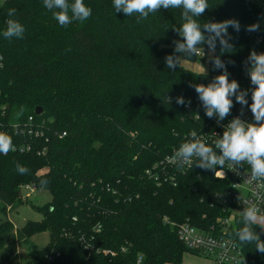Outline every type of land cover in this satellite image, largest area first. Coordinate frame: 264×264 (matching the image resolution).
I'll use <instances>...</instances> for the list:
<instances>
[{"label":"trees","instance_id":"trees-1","mask_svg":"<svg viewBox=\"0 0 264 264\" xmlns=\"http://www.w3.org/2000/svg\"><path fill=\"white\" fill-rule=\"evenodd\" d=\"M84 3L91 17L67 27L43 0L0 3V132L10 134L16 147L0 154V214L23 204V185L51 197L32 207L41 215L37 222L21 229L0 222V264H18V245L35 264H180L184 254L197 256L164 219L223 235L247 263L264 264L254 244L240 245L234 236L243 227L242 216L230 214L223 199L232 179L195 165L181 172L166 162L192 132L218 131L241 109L233 97L224 121L206 116L190 85H206L221 74L209 61L206 74L180 63L167 67V55L188 62L199 58L174 52V41L182 39L176 31L182 10L162 9L137 23L135 15L116 13L112 0ZM208 5L201 24L236 19L241 25L239 32L229 28L233 49L221 52L217 43L215 55L234 61L227 63L229 79L249 90V102L244 62L253 49L264 52V27L245 28L258 22L262 9L251 0H208ZM10 8L25 26L23 39L3 37ZM181 96L184 105L176 103ZM29 117L40 136L27 133ZM17 162L29 172L19 174ZM256 231L264 240V231ZM42 233H48V242L38 248L31 238Z\"/></svg>","mask_w":264,"mask_h":264},{"label":"clouds","instance_id":"clouds-1","mask_svg":"<svg viewBox=\"0 0 264 264\" xmlns=\"http://www.w3.org/2000/svg\"><path fill=\"white\" fill-rule=\"evenodd\" d=\"M116 13H123L128 17L137 16V23L146 20L150 14L163 10H182V26L176 30L181 40L174 41V52L184 56L205 54L203 45H207L209 62L214 69L222 70L221 74L215 76L208 84L190 85L194 87L202 102L205 114L208 118L217 117L218 122L224 121L231 114L235 102L241 105V116L244 107L250 108L253 122L236 116L225 126L222 135L214 141V147L197 133L192 132L191 138L181 143L178 149L173 150L171 161L181 172L185 167L192 168L195 165L204 170H214L215 176L219 175L225 165L230 170L236 171L247 164L250 168V179L264 184V52L258 53L254 49L250 51L246 65V73L250 77L251 104L248 102L249 90H242L235 79H229L230 73L227 63L215 55L217 43L222 50L233 49L231 27L236 32L241 30V25L236 19L223 21H206L201 24L199 18L209 9L208 0H112ZM44 7L52 12L53 18L61 27H67L74 20L84 22L92 15L91 7L85 5L84 0H43ZM10 19L6 22L3 37L9 41L13 38L23 39L25 26L17 19L15 8L7 12ZM259 23L246 26L245 31H259ZM70 51V49H69ZM227 52V51H225ZM181 60L180 56L167 55L165 62L168 68L175 69ZM204 68V67H203ZM206 74V69L204 68ZM169 100L171 98H168ZM179 105L185 104V99L176 98ZM189 105L191 101L187 102ZM199 117V116H198ZM200 118V117H199ZM13 138L6 132H0V154L7 155L15 151ZM16 171L25 175L29 169L19 162L15 165ZM219 169V170H217ZM41 187L47 185L48 181L41 179ZM243 227L235 231L234 236L240 245L254 244L255 249L264 254V240L257 233L256 228L264 230V211L256 203H248L241 212Z\"/></svg>","mask_w":264,"mask_h":264},{"label":"built area","instance_id":"built-area-1","mask_svg":"<svg viewBox=\"0 0 264 264\" xmlns=\"http://www.w3.org/2000/svg\"><path fill=\"white\" fill-rule=\"evenodd\" d=\"M201 55V53H198L195 56L201 58ZM245 79L249 82L250 86V77L247 75V73H245ZM252 87L253 86L251 85L250 89ZM250 104L251 96L249 99V105ZM236 116H241V109H239L237 113L234 114L221 127L220 130L211 131L201 137H203L208 142L209 146L214 147V141L219 138L218 135H222L224 126ZM241 119L248 122H253V116L250 108L244 107ZM32 122V118L29 117L28 123L30 126L27 133L33 134L35 137L40 136V132L38 130H32ZM166 162L173 163L171 161V157L166 158ZM217 178L232 179L230 188L223 198L224 203L229 206L230 214H233L234 211L241 213L248 203L258 204L261 210L264 211V184H261L257 181H252L250 179V168L247 164H245L243 168H239L236 171L230 170V166L225 165L222 170H219V175ZM20 189L21 195L25 200L29 199L34 191V189L29 185H23L20 187ZM227 222L228 220L225 221V223ZM164 223L169 225L174 230L178 240L185 246L187 250L196 253L198 257L211 260L212 264H249L244 260L241 255V251L235 246V244L230 239L225 238L223 235L203 233L187 223L176 225L167 221L166 219H164Z\"/></svg>","mask_w":264,"mask_h":264},{"label":"rangeland","instance_id":"rangeland-1","mask_svg":"<svg viewBox=\"0 0 264 264\" xmlns=\"http://www.w3.org/2000/svg\"><path fill=\"white\" fill-rule=\"evenodd\" d=\"M256 3L261 9V15L258 19V23L261 27H264V0H251ZM2 0H0V3ZM204 55L201 58L196 59L193 62H188L183 59L179 61L180 65L192 72L205 73L204 68L207 72L209 55L208 50H204ZM204 67V68H203ZM21 190V189H20ZM21 196V206L7 212L6 215L0 214V222L7 220L11 223L14 229H21L28 221L37 222L41 220V215L33 210L32 207H41L51 200L49 193L43 189L35 190L31 194L30 198L25 200ZM238 213L234 211L233 214ZM264 231V230H262ZM31 241L38 248H41L48 242V233H42L35 235L31 238ZM17 261L18 264H35V260L29 256L23 245H18L17 247ZM180 264H212L211 260L205 259L203 257L193 256L191 254H184Z\"/></svg>","mask_w":264,"mask_h":264},{"label":"water","instance_id":"water-1","mask_svg":"<svg viewBox=\"0 0 264 264\" xmlns=\"http://www.w3.org/2000/svg\"><path fill=\"white\" fill-rule=\"evenodd\" d=\"M40 112H41V111H40L39 109L35 110V115H39Z\"/></svg>","mask_w":264,"mask_h":264},{"label":"crops","instance_id":"crops-1","mask_svg":"<svg viewBox=\"0 0 264 264\" xmlns=\"http://www.w3.org/2000/svg\"><path fill=\"white\" fill-rule=\"evenodd\" d=\"M3 1V0H2Z\"/></svg>","mask_w":264,"mask_h":264}]
</instances>
